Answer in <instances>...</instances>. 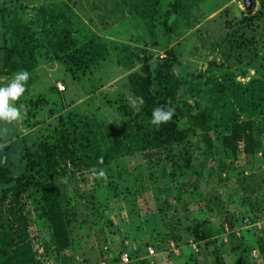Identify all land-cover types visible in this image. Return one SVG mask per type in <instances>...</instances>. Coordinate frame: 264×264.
Segmentation results:
<instances>
[{
  "label": "rangeland",
  "instance_id": "rangeland-1",
  "mask_svg": "<svg viewBox=\"0 0 264 264\" xmlns=\"http://www.w3.org/2000/svg\"><path fill=\"white\" fill-rule=\"evenodd\" d=\"M8 1L0 0V4L7 3L9 11L5 24L16 19L36 32L40 44L33 52L34 64L26 71L25 91L13 104L17 108L24 105L22 118L0 121V167L10 177L21 175L25 164L22 139L30 136L27 144L31 145L48 127L58 125L59 118L68 128L75 125L73 131L86 148H99L104 153L112 140L111 131L121 135L126 121L118 107L128 106L136 112L140 105L130 93L128 77L139 72L135 57H141L137 52L145 48L140 41L145 38L142 23L133 20L126 6L113 12V5L122 0H18L12 5ZM259 1L254 0L250 12L245 10L244 0H202L191 11L192 16L183 19L191 26L182 28L183 35L171 41L178 43L174 47L180 62L174 73L188 82L179 99L204 109L210 106L212 96H207V91L213 81L228 79L247 86L260 78L264 73V62L259 68L264 50V10L259 9ZM61 18L69 21L75 48L96 39L106 47L104 59L80 70L51 49L41 29L47 21L49 30L62 28ZM1 19L0 49L4 33ZM251 36L255 38L249 56L256 51L258 57L252 60L255 70L249 59H237L240 42ZM243 71L245 78L240 76ZM17 73L0 76V87H7ZM198 75L201 77L192 79ZM247 119H254L257 128L256 153L245 155L239 143L237 152L231 154L222 147V132H210L212 153L195 192L189 188L195 176L190 172L172 176L164 153L162 157L153 153L152 163L143 155L123 154L101 167L70 168L73 174L56 183L71 240L61 254L54 252L49 241L50 230L37 190L15 198L8 195L2 211L22 209L27 241L39 264H65L66 259V264H114L124 253L136 264H213L215 250L222 264H264L259 250L264 247V116L255 119L239 112L240 121ZM171 151L182 166V147L174 146ZM159 157L164 159L163 166L157 164ZM6 187L0 185V196ZM194 220L209 221L218 231L214 245L193 241L186 228ZM192 243L199 251L194 256L197 263L189 259ZM149 247L153 257L148 256Z\"/></svg>",
  "mask_w": 264,
  "mask_h": 264
},
{
  "label": "trees",
  "instance_id": "trees-1",
  "mask_svg": "<svg viewBox=\"0 0 264 264\" xmlns=\"http://www.w3.org/2000/svg\"><path fill=\"white\" fill-rule=\"evenodd\" d=\"M17 1L10 0L8 3L12 5ZM200 1L202 0H122L123 5L121 3L113 5V12L126 6L128 12L133 15V20L142 23L145 34V38L140 40L145 48L137 52L141 57L139 54L135 57L136 62H139V72L128 77L130 93L140 101L138 110L134 112L124 105L118 107V110L124 113L126 121L122 125L121 135L111 131L112 140L104 153L100 152L99 148L93 151L86 148L76 137L75 130L73 131L75 125L71 124L68 128L61 118L58 119V125L52 129L48 127L40 136L35 137L31 145L27 144L30 136L22 139L24 150L22 158L25 163L23 173L10 177L6 169L0 167V185L9 186L1 191L0 196V264H39L27 241L22 209L19 208L18 212L9 209L5 214L2 211L8 195L15 198L37 190L40 193L43 215L48 222L49 241L54 252L61 254L69 248L71 241L68 232L69 219L61 207L56 183L62 178L68 179L73 174L69 172L70 168L80 171L81 167H101L123 154L143 155L152 163L153 153L160 157L164 153L172 176L183 177L189 172L195 176V183L189 187L195 192L197 182L201 179L212 153L208 139L210 132L218 130L222 132V147L231 154L237 152L239 143L243 145L245 155L252 156L256 153L259 145L255 137L257 128L254 126V119L240 121L239 112L254 115L255 119L264 116V73L259 74L260 69L257 71L256 68L260 78L248 83L247 86H239L234 81L228 82V79L213 81L207 91V96H212L210 106L207 108L199 109L197 104L191 105L179 99L182 88L188 82L174 73L180 62L179 53L175 48L178 43L173 44L171 41L173 37L183 35L182 28L191 26L183 19L192 16L191 11ZM6 4H0V17L2 16L4 26L3 45L0 49V76L3 77L30 70L34 64V49L40 42L39 38H35L36 32L30 31L16 19H9V23L5 24L4 18L9 15ZM254 6L255 2L250 12ZM259 9L264 10L263 0L259 1ZM61 20L64 25L58 30L56 28L49 30L46 25L48 21L41 29L51 49L58 51L61 58L68 60L80 70H86L104 59L106 47L96 39L75 48L69 21L64 18ZM135 26L138 29L137 25ZM254 38L245 37L240 42L237 54V59L240 57L249 59L253 69L255 67L252 60L258 58L256 51L251 52L249 56ZM70 48L73 51L68 52ZM159 53H162V56ZM262 54L259 58L262 61L259 68L264 62V50ZM131 58L128 57L129 63L133 62ZM240 76L245 78V71ZM200 77L198 75L192 79ZM157 107L165 112L174 109L171 119L158 126L151 123L153 111ZM174 146L182 147V166L172 155L171 150ZM160 157L157 164L163 166L164 159ZM179 199L180 195L177 196V200ZM185 213L186 210H183V214ZM186 230L197 244L204 243L207 247L215 244L218 231L211 228L209 221L194 220ZM176 242H179V238ZM259 250L264 254V247H260ZM196 255L192 252L189 257L194 263H197L194 257ZM213 256V264H222L217 250ZM129 259L128 264H136L131 256ZM66 262L69 260L66 259L64 263ZM114 262L116 264L119 259Z\"/></svg>",
  "mask_w": 264,
  "mask_h": 264
},
{
  "label": "clouds",
  "instance_id": "clouds-1",
  "mask_svg": "<svg viewBox=\"0 0 264 264\" xmlns=\"http://www.w3.org/2000/svg\"><path fill=\"white\" fill-rule=\"evenodd\" d=\"M29 74L26 71H21L15 74L14 79L7 87H0V121L11 122L21 119L20 108L14 107L13 104L19 100L25 91L24 84L28 80ZM174 114V109H169L167 112L157 107L153 111L152 124L159 125L168 122ZM103 175V173H101Z\"/></svg>",
  "mask_w": 264,
  "mask_h": 264
},
{
  "label": "built area",
  "instance_id": "built-area-1",
  "mask_svg": "<svg viewBox=\"0 0 264 264\" xmlns=\"http://www.w3.org/2000/svg\"><path fill=\"white\" fill-rule=\"evenodd\" d=\"M57 88H58L59 92H63V91H64V88H63L61 85H58ZM224 230H225V231H228L226 227L224 228ZM191 248H192V250H193V253L196 255V254L198 253V249H197V247H196V244H193V243H192ZM147 253H148V256H149V257H153V256L155 255V254H154V251H153L152 248H150V247L147 248ZM129 261H130V259H129V255H127L126 253L120 255V257H119V262H120V263H119V264H128ZM48 262H49V260H48ZM48 264H50V263H48ZM99 264H107V263H106V261H100Z\"/></svg>",
  "mask_w": 264,
  "mask_h": 264
},
{
  "label": "water",
  "instance_id": "water-1",
  "mask_svg": "<svg viewBox=\"0 0 264 264\" xmlns=\"http://www.w3.org/2000/svg\"><path fill=\"white\" fill-rule=\"evenodd\" d=\"M253 4H254V0H244L243 2L246 11H249Z\"/></svg>",
  "mask_w": 264,
  "mask_h": 264
}]
</instances>
